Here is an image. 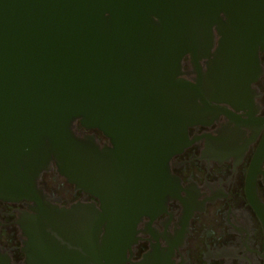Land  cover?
<instances>
[{
  "label": "water",
  "instance_id": "water-1",
  "mask_svg": "<svg viewBox=\"0 0 264 264\" xmlns=\"http://www.w3.org/2000/svg\"><path fill=\"white\" fill-rule=\"evenodd\" d=\"M260 49L264 0H0V202L34 203L23 224L37 262L51 253L42 248L61 258L95 238L98 224L110 225L117 256L127 216L151 210L166 174L162 145L201 117L199 100L207 105L204 84L178 79L185 57L236 72ZM77 123L128 155L100 152ZM53 164L101 198L104 219L48 202L39 181Z\"/></svg>",
  "mask_w": 264,
  "mask_h": 264
},
{
  "label": "flooded vegetation",
  "instance_id": "flooded-vegetation-1",
  "mask_svg": "<svg viewBox=\"0 0 264 264\" xmlns=\"http://www.w3.org/2000/svg\"><path fill=\"white\" fill-rule=\"evenodd\" d=\"M216 36L213 53L220 50ZM210 61L195 63L190 56L183 61L178 79L204 84L207 105L199 100L192 111L201 117L182 121L180 137L174 133L162 145L166 174L151 210L127 216L117 256L114 235L106 229L110 225L98 224L95 238L64 248L63 262L55 247L42 248L51 253L46 262H37L41 248H32V256L34 241L24 231L23 220L35 217L34 203L26 200L0 202V256L10 264H264V49L236 72L217 73ZM77 132L100 152L128 155L122 154L121 141L99 129L77 123ZM53 167L39 181L48 202L66 209L92 207L99 213L92 219H104L101 198ZM142 201L146 204L147 198ZM99 250L109 252L99 256Z\"/></svg>",
  "mask_w": 264,
  "mask_h": 264
}]
</instances>
